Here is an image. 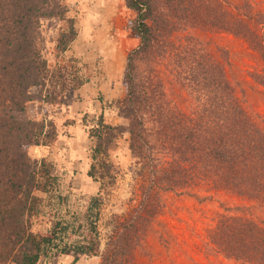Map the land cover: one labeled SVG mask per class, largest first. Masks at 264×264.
<instances>
[{
    "label": "trees",
    "instance_id": "16d2710c",
    "mask_svg": "<svg viewBox=\"0 0 264 264\" xmlns=\"http://www.w3.org/2000/svg\"><path fill=\"white\" fill-rule=\"evenodd\" d=\"M128 5L137 11L134 29L141 39L128 56L125 95L115 101L128 124L109 123L103 113L92 120L84 116L94 140L88 173L100 189L71 220L63 212L68 195L53 163L29 152L33 145L54 143L57 125L28 109L32 101L54 103L86 82L73 65L53 66L42 52V21L66 18L68 6L65 0H0V264H39L71 252L76 261L88 254L101 256V264H136L168 191L221 190L257 201L264 210V126L244 106L218 52L189 32L181 43L174 39L179 30L226 31L246 39L264 59V10L254 0ZM68 19L57 39L60 54L78 33ZM224 57L227 62L228 52ZM166 59L192 107L171 98L159 67ZM253 75L264 85V71ZM125 132L137 160L131 171L138 192L127 212L114 215L101 250L104 191L120 174L110 152ZM249 209L218 212L208 229L209 245L243 264H264V218L248 215Z\"/></svg>",
    "mask_w": 264,
    "mask_h": 264
},
{
    "label": "rangeland",
    "instance_id": "374dc122",
    "mask_svg": "<svg viewBox=\"0 0 264 264\" xmlns=\"http://www.w3.org/2000/svg\"><path fill=\"white\" fill-rule=\"evenodd\" d=\"M254 1L258 10H264V0ZM65 2L68 6L66 18L53 17L42 21V52L53 66L61 63L73 65L86 82L75 92L67 91L54 103L32 101L28 104L33 117L51 118L58 128L54 143L33 145L29 152L36 158L46 156L53 163L60 176L62 191L68 195L63 212L75 220V214L80 215L85 210L90 195L100 189V182L88 173L94 140L84 116L92 120L103 113L109 123L128 124L115 101L125 95L128 56L140 45L141 39L134 29L137 11L128 5V0ZM68 18L74 19L78 33L67 51L60 54L56 49L57 39L70 26ZM188 32L203 39L208 48L218 52L216 55L226 64L227 74L237 87L244 106L264 126V85L253 75L264 71L261 54L246 39L226 31L179 30L174 35L175 41L181 43ZM227 52L229 58L226 62L224 55ZM159 67L171 98L179 100L187 108L192 107L193 100L186 97V89L176 82L169 60H162ZM182 96L186 101H181ZM110 154L120 174L116 183L104 191L98 223L101 250L109 239L114 215H123L128 211L129 198L136 193L139 183L132 176L131 170L137 160L130 150L128 132L122 134ZM190 193H164V211L154 223L150 236L138 247L136 264H243L225 257L209 245L208 229L215 223L218 212L230 209L231 212L243 213L246 207H250L248 215L263 219V208L257 201L221 190ZM76 222L79 224V220ZM75 257L74 252L58 253L42 259L39 264H101L99 255L81 254L77 261Z\"/></svg>",
    "mask_w": 264,
    "mask_h": 264
}]
</instances>
